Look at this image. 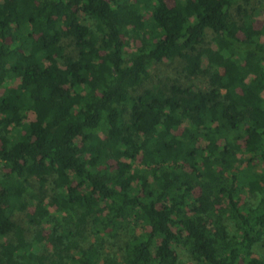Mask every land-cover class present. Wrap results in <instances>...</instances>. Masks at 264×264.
I'll list each match as a JSON object with an SVG mask.
<instances>
[{
	"label": "trees",
	"instance_id": "trees-1",
	"mask_svg": "<svg viewBox=\"0 0 264 264\" xmlns=\"http://www.w3.org/2000/svg\"><path fill=\"white\" fill-rule=\"evenodd\" d=\"M172 1L0 0V264H264V24Z\"/></svg>",
	"mask_w": 264,
	"mask_h": 264
},
{
	"label": "rangeland",
	"instance_id": "rangeland-1",
	"mask_svg": "<svg viewBox=\"0 0 264 264\" xmlns=\"http://www.w3.org/2000/svg\"><path fill=\"white\" fill-rule=\"evenodd\" d=\"M241 3L247 7H254L256 8L257 12H258V26L260 27L261 25L264 24V0H247V1H243L241 0ZM169 4L172 5L173 1L169 0ZM173 67H175L174 65L172 66L171 64H165L162 67H155L152 66L150 68V75L152 76L150 80H157L158 78L162 77H170V78H174L177 75V72L173 69ZM182 80H186V78H182ZM194 83L198 84L200 87L202 88H207V84H208V77H204V76H199V77H193L191 79ZM34 118V115H30L29 116V120H32ZM199 192V190H197V193ZM246 197V196H245ZM51 212L53 213L55 211V208L53 206L50 207ZM47 231V230H45ZM256 250L260 253H264V248L257 246ZM179 252L181 253V257L183 260L188 261V264H194L191 261H189V257L183 253V251L179 250Z\"/></svg>",
	"mask_w": 264,
	"mask_h": 264
}]
</instances>
